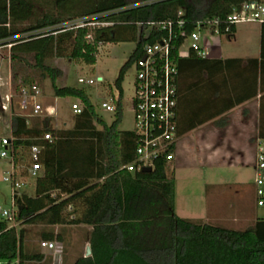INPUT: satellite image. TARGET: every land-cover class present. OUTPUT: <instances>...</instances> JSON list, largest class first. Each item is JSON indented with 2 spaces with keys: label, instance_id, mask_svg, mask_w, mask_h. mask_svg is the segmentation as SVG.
Returning a JSON list of instances; mask_svg holds the SVG:
<instances>
[{
  "label": "trees",
  "instance_id": "16d2710c",
  "mask_svg": "<svg viewBox=\"0 0 264 264\" xmlns=\"http://www.w3.org/2000/svg\"><path fill=\"white\" fill-rule=\"evenodd\" d=\"M249 1L264 0H53L56 10L42 15H35L32 0H0V46H9L10 61L30 59L29 66L41 78L50 79L54 96L73 95L83 103L70 129L53 128L47 116L31 120L25 115L12 116L15 164L25 157L30 145L39 143L43 145L42 173L35 178L33 195L22 193L17 198L16 219L21 228L16 230L0 219V259L52 264L51 256L25 249L22 226L49 227L41 230V240L62 242L55 226L83 224L91 226L90 255L79 256L72 264H264V218L235 230L177 216L174 179L168 177L164 159L155 160L149 172H130L124 167L135 159L138 137L133 130L118 129L122 114L119 100L114 118L107 124L97 116L84 90L56 86L62 70L45 64L48 58L60 57L93 65L99 44L133 40L136 47L115 81L121 89L125 69L141 56L143 45L159 35L153 30L143 38L142 30L137 33L136 22L181 18L184 29L190 32L197 21L223 19ZM77 21L113 24L74 27ZM234 32L235 25L233 37ZM181 40H175L177 82H192L199 72L208 80L214 73L229 69L230 62H243L241 58L209 59L195 51L178 57ZM245 61L252 62L259 73L263 94L258 137L264 141V59ZM33 84L39 86L37 82L28 86ZM242 99L230 101L224 109ZM96 122L102 127L97 128ZM194 125L190 121L181 126L177 121L178 135ZM45 132L52 134V142L34 140Z\"/></svg>",
  "mask_w": 264,
  "mask_h": 264
},
{
  "label": "rangeland",
  "instance_id": "374dc122",
  "mask_svg": "<svg viewBox=\"0 0 264 264\" xmlns=\"http://www.w3.org/2000/svg\"><path fill=\"white\" fill-rule=\"evenodd\" d=\"M34 3L35 15H42L45 12L56 10L53 0H32ZM258 22H243L237 24V40L221 37H210L209 41L220 47L221 55L228 56L243 55L246 47H254L258 41ZM139 34L140 27L136 26ZM137 34V36H138ZM187 41L184 49L188 46ZM136 41L125 40L118 42H108L98 45L96 62L88 65L80 61L69 60L67 58L53 57L45 60V64L58 67L62 70V76L55 81L56 86H68L82 89L86 93L97 116L105 123L110 124L114 118V111H107L101 107L103 101H110L116 105L119 100L122 114L118 124L119 130H132L134 127L132 97L134 95V75L135 67L130 64L123 73L120 83L121 89L116 85V79L123 64L133 53ZM4 55V56H3ZM8 57L9 46H2L0 50V72L4 76L6 70V59ZM28 62L10 61L8 62V77L13 94V106L15 114L19 113L18 100L19 91L22 87L37 82L42 94L37 96L42 109L38 116H47L51 120V125L55 129H70L73 127L74 112L72 103H80V98L68 96H54L53 87L48 77L41 78L39 73L32 69ZM97 79L94 84L78 82V78ZM4 85H0V99ZM46 106L54 108L55 113L48 115ZM34 116L29 119H33ZM96 127L102 126L96 122ZM9 123L7 122V111L0 105V139L9 137ZM185 153L192 155L193 140L192 135L185 137ZM264 148V141L262 142ZM175 158V157H174ZM172 159L167 163L166 173L168 177L174 179L175 200L174 213L192 221H200L218 225L235 230H243L254 223L255 220L264 218V205L256 204L253 184V168L251 166L238 165L235 168L220 167L210 168L209 166L193 162L191 159L181 164ZM28 155L22 158L18 164V169L24 170L28 165ZM9 169V159L0 156V212L10 208V186L3 180L5 172ZM25 185L19 191L28 195L34 192V177L24 178ZM215 220H210L211 218ZM1 219V215H0ZM210 220V221H209ZM16 230L21 228L19 222ZM24 247L28 251L43 250V253L53 258L52 253L44 250L40 246V232L43 228L40 225H23ZM55 231L61 232L63 241L57 242L60 248L57 260L52 264H71L77 257L85 255V237L87 227L82 225L55 226ZM36 264V263H32Z\"/></svg>",
  "mask_w": 264,
  "mask_h": 264
},
{
  "label": "built area",
  "instance_id": "2783aa9c",
  "mask_svg": "<svg viewBox=\"0 0 264 264\" xmlns=\"http://www.w3.org/2000/svg\"><path fill=\"white\" fill-rule=\"evenodd\" d=\"M182 10L178 11V16ZM243 22L264 23V1H249L241 4L223 19H203L196 22L195 28L187 32L184 29V20L178 18L164 20H149L136 22L135 25L142 30V37L147 38L151 31L159 33L152 43H145L141 56L132 64L135 67L134 95L132 97L133 131L138 137L135 148V159L125 165L127 171L141 170L143 167H154L155 160L164 159L170 162L175 155L179 135L177 133V75L178 68L175 40L181 38L177 47L178 57H187L195 51L201 57H210L217 50L210 41V37L233 38L232 26ZM113 22L77 21L74 27L85 25H112ZM188 46L184 49L186 42ZM101 81L97 79L78 78V82L94 84ZM41 95L40 86L33 84L22 87L19 91V113L27 117L38 116L42 109L36 98ZM101 107L107 111H114L115 105L110 101H103ZM71 108L75 115L82 111L80 103H72ZM47 114L53 115L55 110L46 106ZM34 140L52 142L53 136L45 132ZM43 145L33 143L27 151L28 168L26 171L18 169L15 164V149L13 137L0 139V156L9 159V169L5 172L3 180L10 186V208L0 212L1 218L9 223V227L17 224V198L22 194L19 189L25 185L24 178H37L42 173L40 154ZM253 184L258 206L264 205V148L258 141L254 151ZM16 229V228H15ZM56 240H41L42 249L52 253V260H57L60 248ZM0 264H18V258L11 263L0 259Z\"/></svg>",
  "mask_w": 264,
  "mask_h": 264
},
{
  "label": "crops",
  "instance_id": "0c3cea01",
  "mask_svg": "<svg viewBox=\"0 0 264 264\" xmlns=\"http://www.w3.org/2000/svg\"><path fill=\"white\" fill-rule=\"evenodd\" d=\"M258 24L257 44L254 47H246V53L243 55L224 58L221 55L220 47H217L212 56L205 57L216 60L241 58L243 62H230L229 69L214 73L208 80L204 79V73L199 72L194 75L192 82L186 80L177 82V89H179L177 121L181 126L190 123V121L195 122L193 129L178 138L174 155V159L178 163L181 164L191 159L193 162L209 166L211 169L220 167L235 168L241 164L254 168L256 143L259 141L262 144L263 142L258 137L261 110L260 98L263 92L260 89L259 73H255L254 64L252 62L247 63L245 60L257 58L260 61L264 59V26ZM237 36L236 24L232 39L236 41ZM1 49L2 46H0ZM5 59L6 70L4 76L0 72V85H4L5 88L0 99V105L7 111V122L10 128L9 137H11L12 116L15 114L14 96L8 77L9 57L5 55ZM190 83L192 84L191 89ZM240 97H244L243 101H239L240 103L229 109H224L230 101H235ZM17 106L19 109V100ZM207 116L212 117L204 119ZM187 134L192 135V155L186 154L184 150L186 147L184 140ZM215 218L210 220H215ZM81 225L87 227L85 252L86 246H90L88 236L91 226ZM40 252L43 253V250Z\"/></svg>",
  "mask_w": 264,
  "mask_h": 264
},
{
  "label": "water",
  "instance_id": "95a60500",
  "mask_svg": "<svg viewBox=\"0 0 264 264\" xmlns=\"http://www.w3.org/2000/svg\"><path fill=\"white\" fill-rule=\"evenodd\" d=\"M141 171L149 172V171H151V168L148 167V166L147 167H143L141 169ZM88 255H90V246L89 245L86 246V249H85V257L88 256Z\"/></svg>",
  "mask_w": 264,
  "mask_h": 264
}]
</instances>
